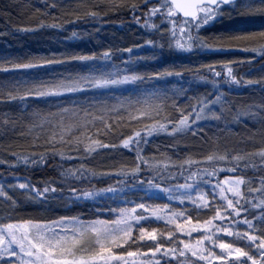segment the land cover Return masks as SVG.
Listing matches in <instances>:
<instances>
[{"label": "trees", "instance_id": "1", "mask_svg": "<svg viewBox=\"0 0 264 264\" xmlns=\"http://www.w3.org/2000/svg\"><path fill=\"white\" fill-rule=\"evenodd\" d=\"M135 2L141 6L136 12V16L140 17L139 23L127 8H111L110 5L116 3V0H0V29L3 32V35H0V66H7L9 62H26V58L37 55L62 60L67 55L96 53L97 67L115 64L119 68H124L129 66L126 62L130 60L132 70L140 73L150 74L152 71L163 69L182 71V77H166L170 81L167 85V96L170 99L162 113L164 117L178 120L181 109H188V106L196 104L199 98L213 97L217 89L224 98L229 99L232 111L226 113L217 104L208 105L212 111L221 116L220 119L207 114L201 120L196 121L195 125H191L192 127L198 126L197 132L187 130L175 134L159 132L151 137H145L148 143L140 145L141 155L145 159L161 161L159 167L164 170L162 174L171 173L168 183L173 188H178V185L186 182L189 169L197 172L198 176H206L204 169L211 171L213 167H216V174L211 177V181L215 183H221L225 177L231 178L236 175L251 177L252 181L259 180L261 176H264V164H261L259 156L251 160L239 161L238 164L234 160L213 164L203 159L209 154L230 153L235 156L264 147V122L260 119L264 117V111L259 107L264 104V84L262 82L264 78L263 76L255 77L254 75L255 78L248 76L258 68L264 71V58L260 56L254 62L238 61L236 56L244 51V46H229V37L241 29L247 30L245 28L248 24L232 25L231 22L226 21L227 16H230L224 15L216 19L214 23L205 26L200 35L208 43L213 44L214 49L223 45L222 50L197 48L192 51H180L169 49L167 46L160 50V44L165 43L168 37L161 39L160 32L152 27H145V23L149 25L154 23L159 26L161 19L153 17L149 20L147 16L141 15V12H147L148 9L143 7V0H135ZM155 2L157 0H153V3ZM53 3L56 7H50ZM90 11H96L102 15L93 19L85 15ZM261 21H264V17H261ZM41 22H43L42 25ZM56 23L61 26H52ZM164 25L165 31L172 27L168 21H164ZM25 28L28 30L25 31ZM178 29L179 25H177L179 36ZM73 33H76L75 37ZM150 39L156 41L155 49L146 43ZM108 49H111V60L101 59V55ZM127 49H131V52L126 51ZM215 62H231L229 67L240 83L231 81L230 77L228 80L224 79L227 76V69L221 72L220 77H214L206 69H201L202 65ZM91 63L70 61L64 64H53L46 66V75L44 70H17L8 73L0 71V179L31 181L38 188H42L47 182L55 181L59 189L64 184L61 177L62 171L70 167L79 168L81 164H84L86 168H92L98 174L111 171L114 179L119 181L122 177L115 173L121 166H132L135 160V153L124 148L119 141L124 136L131 135L133 131H139L152 124L153 119L166 124V120H161L160 116L146 119L135 112L130 115L127 107L115 111L107 110L129 97L135 100L140 93L150 89L152 81L148 80L143 84L116 85L110 90L98 92L88 90L87 95L77 93L63 98L30 97L25 100H13L7 97V93L14 90L16 82H22L38 75L45 79L84 75L88 71L85 65ZM215 67L217 71H220L222 64L215 63ZM263 71L261 75H264ZM194 73H199V75L194 76ZM200 76L206 79H200ZM214 79L220 82L215 87L212 83ZM157 87L164 86L157 85ZM180 87H183L184 91L179 95H174V91ZM89 100H98L101 103L89 107L87 103ZM73 105L76 107L73 108ZM60 106L70 109L63 116V126L79 125L64 133V143L59 141L61 135V130L57 127L61 123L59 115L48 116L44 124H41L39 116L33 115L35 112L44 116L57 113ZM102 108L106 110L102 111ZM85 110L90 113L87 117V124L84 123ZM244 110H249V114L240 115ZM253 113L259 115L253 118ZM101 117L103 121L99 119ZM107 124H110L111 128L106 129ZM167 126L172 127V125ZM53 132L57 136L54 145L55 155L52 153L53 145L45 144ZM141 134L144 135L143 132ZM77 138H79V152L75 146ZM69 140L73 143H67ZM91 140H99L106 145L115 144L117 147L98 148L92 155H87L84 146ZM45 148H48V151H45ZM37 153L44 156V163L24 164L22 162L23 157L27 156L31 160ZM188 160L193 162L191 166L187 163ZM2 161H7V163ZM245 164L248 166L244 167ZM233 168H236V171H232ZM187 182L194 183L193 180H187ZM107 185H113V180L104 179L99 183L96 179L91 181V186L95 188H104ZM201 185L213 184L203 180ZM81 187L88 188L90 185L84 184ZM64 196H69L66 187L63 194L59 192L55 195L49 194L48 199ZM141 211L136 210V214H141ZM11 214L27 216L34 220L53 221L58 218V212H39L35 207H15ZM143 215L145 219L136 221V225L148 231L152 228L162 230L155 220L147 217L145 211ZM74 216L83 221H93L97 218L105 220L107 212L102 210L97 213L75 208ZM136 225L133 227L134 236L139 235ZM149 244L150 240L146 236L144 241L136 240L131 249L139 246L148 247ZM123 247L126 248L127 245ZM113 251H117V248L113 247ZM148 255L152 254L148 253ZM142 258L141 256L135 258L136 263L140 264ZM170 259L174 264H204L189 255L178 258L173 256ZM232 261L234 264H239L244 260ZM94 264H103V262L98 261ZM108 264H116V261H109ZM120 264L123 262L121 261ZM129 264H132L131 259H129ZM222 264H228V262Z\"/></svg>", "mask_w": 264, "mask_h": 264}, {"label": "snow or ice", "instance_id": "2", "mask_svg": "<svg viewBox=\"0 0 264 264\" xmlns=\"http://www.w3.org/2000/svg\"><path fill=\"white\" fill-rule=\"evenodd\" d=\"M151 4V7L149 5ZM50 7H56L53 3ZM111 8L116 9L118 7L127 8L132 14L133 18L140 22V17L136 16V12L140 10V4L135 0H116V3L110 5ZM143 7L147 8V12H141V15L147 16L149 20L153 17L161 19V24L149 25L145 23V27H152L160 32L161 39L167 36L165 43L160 44V50H163L165 46L169 49H175L180 51H192L197 48H205L209 50H222L223 45L214 49V45L207 42L200 33L204 30L205 26L214 23L216 19L221 18L224 15L231 16L235 13L238 16L246 15H259L264 17V0H157L153 3V0H143ZM176 13H181L182 17L176 16ZM85 15L91 16L93 19L102 15L96 11L86 12ZM79 19V15H77ZM164 21L171 23L172 27L165 31ZM43 22H41V25ZM177 25H179V36L177 35ZM54 27H60L61 25L56 23ZM25 31L28 29L25 28ZM76 33H73L75 37ZM147 44L152 45L155 49L156 41L147 40ZM242 45L244 51H251L258 53L264 58V25H261L256 30H239L236 34L229 37V46ZM129 53L131 49H127ZM104 60H111V49L106 50L100 57ZM97 59L96 53L85 55H67L62 60L49 59L44 56H31L26 58V62H9L7 66H0V71L3 72H15L17 70H44L47 74L46 66L53 64H64L70 61H85L92 62L89 65H85L88 71L84 75L77 74L75 77L68 75L61 78L53 77L52 79H45L42 76H35L31 79H25L22 82H16L14 84V90L7 93L9 99L25 100L26 98H63L71 94L87 95L88 90L98 92L102 90H110L113 86L135 83L143 84L146 80L152 81L150 89L140 93L135 100L127 98L118 102L116 106L111 109L115 111L119 108H125L129 110L131 115L135 112L144 118H153L160 116L161 120H166L165 123H161L160 120L153 119V123L144 127L139 131H133L131 135L124 136L119 141L124 148L130 149L135 153V160L132 166H121L115 173L122 177L121 180L116 181L111 171L100 172L99 174L92 168H86L84 164H81L79 168H68L62 171L61 177L64 180V184L58 189L56 182L51 181L45 183L42 188H38L31 181L26 183H19V188L25 193L30 194L31 198H42L47 200L49 194L55 195L57 192L63 194L65 187L67 188L68 195L74 201L75 200H96L102 196H120L127 197L128 193L142 192L143 197H139L137 200L129 201L124 200L125 204H133L134 206L129 209L128 207L119 209V216L115 221H107L97 218L93 221H83L76 216H62L55 221L50 220H21L12 221L6 224H0V257L7 256L12 258L10 260L0 259V264H94L96 261H101L103 264H108L109 261H116V264H129V258H131L132 264H136V257H143L140 260V264H174L170 257L176 256L184 257L188 251H191L192 256H197V247H202V242L205 239H211L210 236H200L197 245L193 246L189 242H182L183 248H171L166 247L165 243L157 239V229L152 228L148 231L144 227H138L139 235L133 234L132 221H141L145 219L143 211L148 209L152 215L158 216L161 213L162 208L167 209L168 204L161 205H149L147 200L158 199L161 194L172 197L173 187L168 183L171 173L167 175L162 174V170L159 165L161 161L145 159L140 152V145L148 143L145 137H151L154 133L159 132H171L173 134L183 132L187 130L189 132H197L195 125L196 121L201 120L205 115L211 114L212 117L220 119L221 116L212 111L208 105H216L223 103V94L217 89L216 94L213 97L205 96L199 98L196 104L188 106V109H181V114L178 120L164 117L162 115L167 101L170 99L167 96V85L170 83L166 77H182V71H176L175 69H163L159 71H152L149 73H140L132 70L131 61L126 62L129 66L119 68L115 64L100 65L97 67L95 61ZM215 63H221L222 68L220 71L216 70ZM213 64L202 65L201 69H206L208 73L214 77H220L221 72L227 69V76L225 80L231 78V81L240 83L236 76L232 74V69L229 67L231 62H215ZM199 73H194V76H198ZM200 79H206L204 76H200ZM215 87L220 82L218 80L212 81ZM157 85H163L164 87H157ZM184 91L183 87L177 88L174 91V95H179ZM15 93V94H14ZM37 102H41L37 100ZM89 107H94L95 104L101 103L96 100H89ZM175 103V102H174ZM76 106L73 105V108ZM264 111V104L259 106ZM106 110L105 108L101 109ZM70 109L66 106H60L57 113H49L47 116L41 115L39 112L33 113L34 116H39L41 124H44L48 119V116H57L61 118V123L57 125L61 130L59 141L64 143V133L71 131L72 127H79V125H72L64 127L62 124L63 116L68 113ZM79 111V109H77ZM75 114V113H74ZM249 110H244L240 115H248ZM90 115L86 110L84 111V123L87 124V117ZM222 115V114H221ZM253 118H256L259 114L253 113ZM93 119H96L93 117ZM103 121V118H99ZM261 122H264V117H260ZM167 125H172L169 128ZM35 127V125L33 126ZM105 128H111L110 124L105 125ZM144 133V135L141 134ZM57 141L55 132L45 141V144L53 145L52 153L55 155L56 149L54 147ZM67 143H73L69 140ZM76 148L79 152V138L76 139ZM117 145H106L99 140H91L84 146V151L87 155H92L96 149L101 148H116ZM48 151V148H45ZM63 156V153H60ZM259 156L261 164H264V147H260L253 152H244L235 156L230 153L226 154H209L203 159L208 162L217 164L220 161L234 160L239 163L242 160H251L253 157ZM44 156L37 153L31 160L25 156L22 158L24 164L31 162L32 164L44 163ZM7 163V161H2ZM187 163L191 166L192 161L188 160ZM143 165V166H142ZM248 165L245 164L244 167ZM254 166V165H253ZM183 166L181 165V168ZM232 171H236L233 168ZM145 173H148L147 175ZM205 175H199L197 172H187L186 182L178 185L177 187L184 189V195L178 198L183 202L189 200L193 204L197 201L190 193L195 191L203 208H210L214 212V217L201 223L199 219L195 222L196 227L208 228L212 225L214 218H219L221 221H225L226 216H232L228 221L230 224H236L240 217V213L244 212L246 215L242 218L244 225L247 226L248 231L245 234L246 239L249 241L248 247L255 248V254H250L243 248L236 247L233 252V245L220 242L219 247L227 251V256L224 254L217 255L214 252L209 251L208 255L199 253L202 260L208 261L211 264L209 256L214 260L221 262L225 261L230 256L246 257L244 261H240L239 264H247L251 261V264H264V229H261L259 236L255 235L253 229L256 227L253 225L252 220L247 218L249 200L244 197L241 185L246 186V190L249 192H260L264 194V176L259 179V187H252V178H246L244 175H236L231 178L225 177V181H230L227 189L223 187V182L215 183L211 181V177L216 174V167H213L211 171L207 168L204 169ZM96 179L97 182H102L104 179L113 180V185H107L104 188H95L91 186V181ZM187 180H193L194 183H188ZM207 180L213 184L209 193H205L201 188V182ZM88 184L90 187L82 188L81 185ZM217 189H219L220 197L223 201H226V205L221 203L219 206L210 204L208 196L213 201L216 200ZM226 192H231L232 198L226 195ZM0 196L6 197L8 200H13L8 195L2 185H0ZM244 197V202L241 203L240 198ZM143 201V202H141ZM13 203H16L13 200ZM261 208L264 212V199L259 201V204L254 205ZM140 209L141 214H136V210ZM230 210V211H228ZM111 211V210H110ZM222 211L225 215H222ZM183 211L176 212L171 211L168 213V220L170 223H176L177 228L180 231H184V225L175 219L176 216H184ZM253 219L255 216L253 215ZM192 216L188 215L185 223H191ZM261 223H264V216H262ZM217 231L227 232L231 235V227L215 225ZM172 239L167 243H172L175 240L172 231L163 233ZM190 235V233H189ZM152 241V245L147 247L146 252H141L137 247L135 251L130 250L135 244L136 240L144 241L145 237ZM127 245V247H123ZM113 247L117 248V251H113ZM148 253L152 255L149 256ZM17 256L19 260L15 259ZM257 256L259 259H257ZM158 257V258H157ZM228 264H234L233 261H228Z\"/></svg>", "mask_w": 264, "mask_h": 264}, {"label": "rangeland", "instance_id": "3", "mask_svg": "<svg viewBox=\"0 0 264 264\" xmlns=\"http://www.w3.org/2000/svg\"><path fill=\"white\" fill-rule=\"evenodd\" d=\"M227 18L228 19H226V21L231 22L232 25L233 24L236 25L240 23L248 24L246 25L245 28L247 30H256L259 29L261 25H264V21H261V16L259 15L238 16L235 13H233L230 17L227 16ZM0 35L1 36L3 35L1 29H0ZM236 58L238 59V61L254 62L258 58H260V55L258 53H253L251 51H242L241 53L238 54V56H236ZM262 71L263 69L261 70V68H258L253 72L249 73L248 76L253 78L258 76H263L264 78V75H261ZM262 82L264 84V81ZM230 103L231 102L229 101V99L223 97V103L217 105L220 107V109H223L227 113L229 111H232L231 110L232 108L230 107L231 105ZM229 182L230 181H225V180L223 181V187L225 189H227V187L229 186ZM19 183H26V182H24L21 179H0V185L3 186L4 191H6L8 195L11 196L13 200L16 201V203H13V200H8L6 197L0 196V224H6L12 221L34 220L33 218L27 216L21 217V216L12 215L11 212L13 209H15V207H35L39 212L55 211L58 212V218L62 216H74L75 208H81L84 209L85 211H93L97 213H99L102 210H105L107 212V218L105 220L115 221L119 216L120 208L128 207L129 209H131L134 206L131 203L125 204L124 203L125 199L132 201V200H137L139 197L144 196V193L142 192H136V193L130 192L128 193L127 197L123 195L102 196L100 198H97L96 200L88 199V200L74 201L71 197L64 196L61 198L47 199L42 201V198H36V199L31 198L30 194L25 193L23 190L19 188ZM212 187L213 185H201V188L205 193H209ZM252 187L258 188L259 180L252 181ZM241 189L242 192H244V197H247V199L249 200V204L246 205V207H248L247 218L249 220H252L253 225L256 226L253 229V232L255 235L259 236L261 234V229H264V223H261L262 216H264V212H262L261 208L255 207L254 205L259 204V201L261 199H264V194H261L258 191L249 192L246 190V186L243 184L241 185ZM184 193L185 190L178 187V188H173L172 197L161 194V197L158 199L147 200V204L149 205H161V206H163L164 204L169 205L167 209L162 208L161 213L158 216L152 215L148 209L144 210L147 214V217L150 220H155L156 223H158L162 227L161 228L162 230H157V239L164 242L166 247L182 249L183 248L182 242H189L193 246H195L197 245L200 236H210L211 239L203 240L202 247L196 248L198 252L197 256H192L191 251H188L186 255L193 257L199 262L208 264V261L201 259L199 253L202 252L203 255L207 256L209 251H211L217 255L224 254L225 256H227V251L219 247L221 241L227 244H232L233 252L235 251L236 247H240L243 248L245 251L249 252L250 254H255L256 249L254 247L253 248L248 247L249 241L245 237L248 228L243 223L242 218L246 215L244 212L240 213L241 219H239L238 222L234 225L228 223V221L231 220L232 216H235V213H232L231 216H226L225 221H221L218 217L214 218L212 221V225L209 226L208 228L196 227L195 222L197 221V219H199L201 223H203L209 218L214 217V212L210 208L202 207V204L199 200V196L195 191H192L190 194L193 195V197L196 199L197 201L196 204H193L189 200H184L183 202H181L180 199L174 198V197H180L184 195ZM226 195L229 198H232L233 194L231 192H226ZM244 197L240 198L241 203L244 202ZM206 198L209 199L210 204H215L216 206H219L221 203H223L224 205H226V201H223L222 198L220 197L219 189H217L215 201H213L210 196ZM171 211H176V212L183 211L185 213L184 216L175 217L176 220L180 221L184 225V231H180L179 228H177L176 223L169 222L167 216L168 213ZM188 215L192 216V222L190 224L185 223ZM222 215H225V212L222 211ZM253 215L255 216V219H253ZM132 223L135 226L137 222L132 221ZM215 225H220L221 227H225V226L231 227L232 234L229 235V233L227 232L217 231ZM167 231H172L173 237H175V240L170 244L167 242L172 238L163 235V233ZM152 243L153 242L150 241L148 247L151 246ZM136 248L137 247L130 250L135 251ZM139 248L141 252H145V250L147 249V247H140V246ZM0 259L10 260L12 258H9L5 255L3 257H0ZM15 259L19 260L20 257L17 256ZM236 259L246 260L247 258L246 257L237 258L236 256L233 255L228 257L225 261L221 262L219 260H214L212 259L211 256H209V260H211V264H222ZM257 259H259L258 256ZM182 264H186V263H182ZM247 264H251V261H248Z\"/></svg>", "mask_w": 264, "mask_h": 264}, {"label": "water", "instance_id": "4", "mask_svg": "<svg viewBox=\"0 0 264 264\" xmlns=\"http://www.w3.org/2000/svg\"><path fill=\"white\" fill-rule=\"evenodd\" d=\"M176 15L182 17V14L181 13H176Z\"/></svg>", "mask_w": 264, "mask_h": 264}]
</instances>
